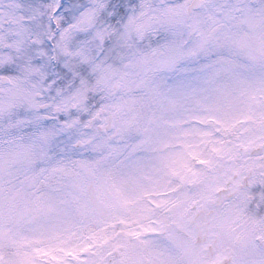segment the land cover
Returning a JSON list of instances; mask_svg holds the SVG:
<instances>
[{"label": "snow or ice", "instance_id": "6c2138e0", "mask_svg": "<svg viewBox=\"0 0 264 264\" xmlns=\"http://www.w3.org/2000/svg\"><path fill=\"white\" fill-rule=\"evenodd\" d=\"M0 264H264V0H0Z\"/></svg>", "mask_w": 264, "mask_h": 264}]
</instances>
